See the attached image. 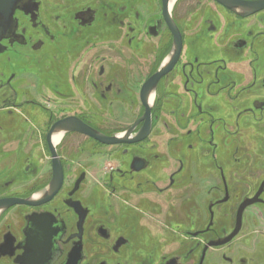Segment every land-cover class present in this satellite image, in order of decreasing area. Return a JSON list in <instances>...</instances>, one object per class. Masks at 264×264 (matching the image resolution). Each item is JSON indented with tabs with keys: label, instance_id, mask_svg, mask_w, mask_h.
<instances>
[{
	"label": "flooded vegetation",
	"instance_id": "af4514ba",
	"mask_svg": "<svg viewBox=\"0 0 264 264\" xmlns=\"http://www.w3.org/2000/svg\"><path fill=\"white\" fill-rule=\"evenodd\" d=\"M262 219L264 0H0V264H264Z\"/></svg>",
	"mask_w": 264,
	"mask_h": 264
},
{
	"label": "water",
	"instance_id": "95a60500",
	"mask_svg": "<svg viewBox=\"0 0 264 264\" xmlns=\"http://www.w3.org/2000/svg\"><path fill=\"white\" fill-rule=\"evenodd\" d=\"M148 121H149V119L147 120V124H146L147 129H149V126H150V123ZM63 130L83 132V133H86L90 136H93V137H95V138H97L103 142H107V143H112V142L116 143V142H122L123 141V139H119L116 137H106V136L98 133L97 131L93 130L92 128H90L89 126H87L86 124L81 122L80 120L72 121V120L68 119L65 121H59L58 123H56L52 127L51 132H53V131L60 132ZM52 149H53L54 154H56L54 147ZM61 183H62V172L59 169V166H57L54 168L53 180H52L50 186L48 187V189L46 190V195H47L48 199L51 198L57 192ZM237 229H239V228H237ZM237 229L235 230L234 234L237 232Z\"/></svg>",
	"mask_w": 264,
	"mask_h": 264
},
{
	"label": "bare ground",
	"instance_id": "6f19581e",
	"mask_svg": "<svg viewBox=\"0 0 264 264\" xmlns=\"http://www.w3.org/2000/svg\"><path fill=\"white\" fill-rule=\"evenodd\" d=\"M60 138H61V135H57V136L55 137V142H56V143L59 142Z\"/></svg>",
	"mask_w": 264,
	"mask_h": 264
},
{
	"label": "rangeland",
	"instance_id": "374dc122",
	"mask_svg": "<svg viewBox=\"0 0 264 264\" xmlns=\"http://www.w3.org/2000/svg\"><path fill=\"white\" fill-rule=\"evenodd\" d=\"M70 171H72V170H70ZM262 221L264 222V219H262ZM262 225L264 226V223H262Z\"/></svg>",
	"mask_w": 264,
	"mask_h": 264
}]
</instances>
